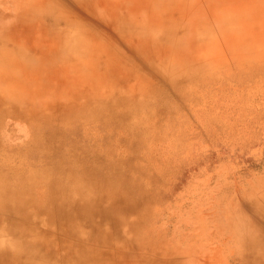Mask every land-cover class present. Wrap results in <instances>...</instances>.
I'll list each match as a JSON object with an SVG mask.
<instances>
[{
    "label": "rangeland",
    "instance_id": "374dc122",
    "mask_svg": "<svg viewBox=\"0 0 264 264\" xmlns=\"http://www.w3.org/2000/svg\"><path fill=\"white\" fill-rule=\"evenodd\" d=\"M1 55V248L264 264V0H0Z\"/></svg>",
    "mask_w": 264,
    "mask_h": 264
},
{
    "label": "bare ground",
    "instance_id": "6f19581e",
    "mask_svg": "<svg viewBox=\"0 0 264 264\" xmlns=\"http://www.w3.org/2000/svg\"><path fill=\"white\" fill-rule=\"evenodd\" d=\"M68 30H71V29H68ZM68 30H67V32H68ZM19 52H20V50L17 51V54H16L17 57H18V55L21 54ZM40 53H42V52H40ZM34 55H37V54H34ZM2 57L5 58V60H2L0 62V80L3 82V85H5L7 78L10 77L7 75L6 72L11 71V67H10L11 65L7 64V61H13L15 63L18 61L16 59L11 60L10 55H3V56L1 55L0 58H2ZM38 58H39V56H38ZM8 59H10V60H8ZM6 66H7V68H6ZM26 200H28V199H26ZM22 201H24V200H22ZM15 211L16 212H15V215L13 217L18 218V216H20L18 214H21L22 212H20V210H15ZM31 214L34 217L33 219H31V217H30ZM67 214L65 216H67ZM25 217H26V219H24L23 223L21 224V225H23V227L21 226L22 229L20 230V232L17 231L14 233V227H13L12 230H10V236L8 237L9 239H7V241L4 242V245L2 248L0 247V257H2L3 259H6L8 261L7 263L1 262L0 264H36V262H35L36 260L39 261L38 264H50L51 260L59 261V262H61V264H65L66 259H68L71 256L76 255L74 253L75 251H71L68 247V246H71V243L66 244V239H67L66 237L69 235V234H67L68 232L67 233L66 232L61 233L62 229L60 228L61 225L59 223H57L55 225V226H57V228L56 227L55 228L60 231L59 232L58 230H56L58 233V236H59L56 239V242L52 238H49V239L48 238L47 239L41 238L42 235L38 234V233H41V231L39 232V230L37 228L39 222H42V224L45 225L46 228H48V227H51L53 222L56 223L54 221V219L46 218V217H44V214H38V212L37 213H34V212L31 213L30 212L27 215H25ZM65 220H66V218L63 219V221H65ZM12 225H14V224H12ZM19 225H20V221H19ZM32 226H34V227H32ZM31 227L33 229L34 228H36V229H34V231L31 232L30 231ZM8 229H11V228H8ZM257 229H259V228H257ZM69 233H71V232H69ZM73 233H75V232L73 231ZM75 234H77V233H75ZM84 238L86 240L88 239V238H86V235ZM77 239H79V238H77ZM74 241L75 242L76 241L81 242L82 239L74 240ZM259 242L264 245V235L262 237L260 236ZM75 244L77 245V243H75ZM42 247H43V249L45 248V250H42ZM80 253L81 254L78 255V258L84 259L85 254L82 253L81 250H80ZM86 258H88V257H86ZM243 258H241V260ZM249 262H251V261H249ZM262 262L264 263V259L262 260ZM254 264H257V263H254Z\"/></svg>",
    "mask_w": 264,
    "mask_h": 264
}]
</instances>
